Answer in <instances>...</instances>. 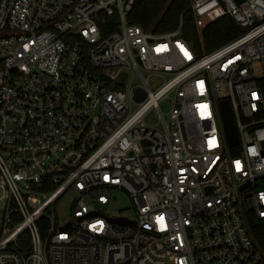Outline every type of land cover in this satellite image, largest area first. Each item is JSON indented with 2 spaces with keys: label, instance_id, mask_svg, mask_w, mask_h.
<instances>
[{
  "label": "built area",
  "instance_id": "2783aa9c",
  "mask_svg": "<svg viewBox=\"0 0 264 264\" xmlns=\"http://www.w3.org/2000/svg\"><path fill=\"white\" fill-rule=\"evenodd\" d=\"M140 1L0 0V264H264V0H190L239 31L211 51Z\"/></svg>",
  "mask_w": 264,
  "mask_h": 264
},
{
  "label": "trees",
  "instance_id": "16d2710c",
  "mask_svg": "<svg viewBox=\"0 0 264 264\" xmlns=\"http://www.w3.org/2000/svg\"><path fill=\"white\" fill-rule=\"evenodd\" d=\"M190 0H141L128 16L130 24L145 30L169 32L182 23V36L194 47L211 51L238 36L239 31L229 18L205 20L198 33L194 26V17L189 10ZM247 226L258 248L264 252V220H258L253 214L246 216Z\"/></svg>",
  "mask_w": 264,
  "mask_h": 264
},
{
  "label": "rangeland",
  "instance_id": "374dc122",
  "mask_svg": "<svg viewBox=\"0 0 264 264\" xmlns=\"http://www.w3.org/2000/svg\"><path fill=\"white\" fill-rule=\"evenodd\" d=\"M113 200L105 208L104 213L108 216H117L121 215L126 218L133 217V208L130 200L127 195L123 192H115L112 194ZM69 196H66L61 200V202L56 207V212L61 219L67 218L66 206L69 204Z\"/></svg>",
  "mask_w": 264,
  "mask_h": 264
},
{
  "label": "water",
  "instance_id": "95a60500",
  "mask_svg": "<svg viewBox=\"0 0 264 264\" xmlns=\"http://www.w3.org/2000/svg\"><path fill=\"white\" fill-rule=\"evenodd\" d=\"M138 91V97L139 99H142V93ZM220 112H221V118H222V123H223V130L224 134L227 140V144L230 148H234L237 146V136L234 128V123L232 120V115L230 111V107L228 102L224 101L220 104ZM113 223H118L122 224L125 223L126 220L124 219H114L110 220ZM68 227V226H67Z\"/></svg>",
  "mask_w": 264,
  "mask_h": 264
}]
</instances>
